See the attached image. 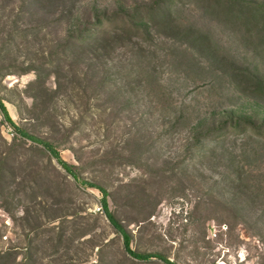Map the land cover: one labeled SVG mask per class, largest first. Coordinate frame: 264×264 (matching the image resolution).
<instances>
[{
    "label": "rangeland",
    "instance_id": "1",
    "mask_svg": "<svg viewBox=\"0 0 264 264\" xmlns=\"http://www.w3.org/2000/svg\"><path fill=\"white\" fill-rule=\"evenodd\" d=\"M241 1L0 0V264H264Z\"/></svg>",
    "mask_w": 264,
    "mask_h": 264
},
{
    "label": "trees",
    "instance_id": "2",
    "mask_svg": "<svg viewBox=\"0 0 264 264\" xmlns=\"http://www.w3.org/2000/svg\"><path fill=\"white\" fill-rule=\"evenodd\" d=\"M241 3L246 8H250V9H252L254 11H257V12H260V13H264V5H255L254 3L247 2V1H241ZM0 107H1V109H4L3 105H0ZM55 155H58V154L55 152ZM101 208H102L103 211H105L107 217L110 219L112 224H114L120 231L123 232V236H124L125 235L124 230L122 229L120 224L115 220L114 216L108 211L107 203H106L104 198H102V201H101ZM124 246H125L126 251H128L134 257H136L138 259H141V260L149 259L152 256H158V257L164 259V257H162L160 254H157V253H137V252L133 251L132 249H130L129 244H128L127 241L124 243ZM167 262L169 264H174V263L169 262V261H167Z\"/></svg>",
    "mask_w": 264,
    "mask_h": 264
},
{
    "label": "built area",
    "instance_id": "3",
    "mask_svg": "<svg viewBox=\"0 0 264 264\" xmlns=\"http://www.w3.org/2000/svg\"><path fill=\"white\" fill-rule=\"evenodd\" d=\"M10 133L13 134L11 130H10Z\"/></svg>",
    "mask_w": 264,
    "mask_h": 264
}]
</instances>
